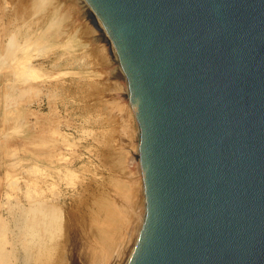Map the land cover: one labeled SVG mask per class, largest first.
Returning <instances> with one entry per match:
<instances>
[{
  "label": "water",
  "instance_id": "95a60500",
  "mask_svg": "<svg viewBox=\"0 0 264 264\" xmlns=\"http://www.w3.org/2000/svg\"><path fill=\"white\" fill-rule=\"evenodd\" d=\"M140 133L122 264H264V0H78Z\"/></svg>",
  "mask_w": 264,
  "mask_h": 264
},
{
  "label": "rangeland",
  "instance_id": "374dc122",
  "mask_svg": "<svg viewBox=\"0 0 264 264\" xmlns=\"http://www.w3.org/2000/svg\"><path fill=\"white\" fill-rule=\"evenodd\" d=\"M85 13L78 0H0V264H18V221L34 217L36 200L52 212L39 250L48 255L38 254L47 264H88L76 244L100 239L94 228L111 199L122 221L113 225L121 224L114 253L125 249L117 264L141 226L138 125L110 41ZM121 181L130 189L116 188Z\"/></svg>",
  "mask_w": 264,
  "mask_h": 264
},
{
  "label": "bare ground",
  "instance_id": "6f19581e",
  "mask_svg": "<svg viewBox=\"0 0 264 264\" xmlns=\"http://www.w3.org/2000/svg\"><path fill=\"white\" fill-rule=\"evenodd\" d=\"M69 1V0H68ZM75 1V0H74ZM65 2V1H64ZM69 3H71V2H69ZM73 4V3H72ZM70 6V5H69ZM79 7V6H78ZM66 8V7H65ZM70 8V7H69ZM74 9V8H73ZM82 10V9H81ZM78 12V11H77ZM80 12V11H79ZM81 14V13H80ZM79 14V15H80ZM85 14H87V12L85 13ZM86 16V15H85ZM83 17V16H82ZM57 20V18H55V16H53V17H51V18H49V20H48V22L46 23V25H45V31H41V34L44 32V36H48L49 34L48 33H46L47 32V30H52V28H53V26H52V24L55 22ZM81 21H82V19H81ZM89 21V20H88ZM83 22H85L84 20H83ZM87 23V22H86ZM81 24H83V23H81ZM89 25V24H88ZM87 25V26H88ZM96 25V24H95ZM92 26V25H91ZM86 26L84 25V28H85ZM95 28V27H94ZM96 28L97 29H99L100 31H102L97 25H96ZM81 29V28H80ZM88 29V28H87ZM91 30V29H90ZM90 30H88V31H90ZM92 31V30H91ZM90 31V32H91ZM93 31H94V29H93ZM92 31V32H93ZM96 31V30H95ZM91 32V33H92ZM103 32V31H102ZM88 33V32H87ZM86 33V34H87ZM43 36V37H44ZM97 37V36H96ZM108 37V36H107ZM86 39H88V38H86ZM85 39V40H86ZM90 39V38H89ZM95 40H96V38H95ZM109 40V39H108ZM89 41V40H88ZM91 41V40H90ZM93 41V40H92ZM103 41V40H102ZM84 42V41H83ZM85 43V42H84ZM86 44V43H85ZM101 44V43H100ZM104 44V43H103ZM98 45V44H97ZM101 46V45H100ZM102 47V46H101ZM103 48H104V46H103ZM100 49V48H99ZM74 50V49H73ZM100 50H103V51H106V49H100ZM66 53V52H65ZM77 53V52H76ZM75 53V54H76ZM83 53V52H82ZM85 53V52H84ZM67 54V53H66ZM69 54H71L70 52L68 53V55ZM87 54V53H86ZM105 54H106V52H105ZM108 54V53H107ZM63 55V54H62ZM82 55H84V54H82ZM71 56V55H70ZM107 56V55H106ZM72 58V57H71ZM110 60V59H109ZM111 62V61H110ZM113 63V62H112ZM111 66V65H110ZM113 68V67H112ZM113 71V70H112ZM115 73H116V71H115ZM113 74V73H112ZM116 80V79H115ZM23 84H25V83H23ZM120 87V86H119ZM118 87V88H119ZM12 99H14V98H12ZM14 101H15V99H14ZM139 129V128H138ZM130 140V139H129ZM141 140H140V133H139V142H140ZM121 183L122 184H120V185H118V184H115L116 185V188H117V186H118V188H120L121 189V187L123 188V182L121 181ZM124 185H125V183H124ZM114 186V185H113ZM127 188H128V185L126 186ZM127 188H123L124 190L125 189H127ZM130 188H128L127 190H129ZM110 190V189H109ZM123 190V191H124ZM101 194H103V193H101ZM121 194V193H120ZM105 195V194H104ZM110 196V195H109ZM122 196V195H121ZM123 197V196H122ZM100 198V197H99ZM109 199V198H108ZM107 199V200H108ZM103 200V199H102ZM112 200V199H111ZM111 200H109L110 202H112ZM126 201V200H125ZM124 201V202H125ZM42 202H44V200L42 201V200H36V201H34V203L30 206V208H29V211L30 212H32L33 213V215H34V217H33V221L34 222H32V217L31 218H29L28 217V215H26L25 217H23L22 219H19V227L17 228V229H19V230H17V235H15V238H18V233L20 234L21 232H22V234H23V236H22V234H21V236H22V238H21V241L20 240H18V242L20 241L21 243H23L22 244V246H19L20 247V257L17 259L18 260V264H41V262H44V264H47V262H48V258L46 259V260H42V259H45L46 257H44V255H45V253L47 252V251H41L40 253H42L43 252V254L44 255H40L41 257V259L39 258V256H38V254H40L39 253V250H41V243H42V246H44V243L46 242H42V240L44 239V237H45V235H47L48 234V230H47V228H48V223L50 222V218L52 217L51 215H52V212H51V210H49V209H46V207L44 208L43 206H42ZM103 202H104V200H103ZM105 202H107V201H105ZM104 202V203H105ZM109 202V203H110ZM103 203V204H104ZM108 202L106 203L107 204V206H106V208L107 209H105L106 210V213L104 212V210H103V212H104V215L106 214V218H104L105 220L103 221L102 220V223H101V228L99 229V228H94V229H97L98 230V232L97 233H99L100 234V239L98 240V241H95V243H92L91 241H89V243H87L86 241H84V243L83 244H79V243H77L76 244V249H80V253L83 251L85 254H87L86 255V261H87V263L88 264H117L118 262H119V259L120 258H118L119 256H121L122 254H124V251H125V249H122V248H120L119 249V247H118V251H116L117 253H114V247H115V245H117V244H115L114 242L117 240L118 241V239H119V237L120 236H118V239H117V230L119 231V229L117 228L118 226H120L121 224H119L117 227H115V226H113L114 224H115V220H116V218L119 220V221H121V216H118V214H120V212H118L119 210H117L116 208H115V206L114 207H111V206H113V204L114 203H112V205H110V206H108V204H109ZM99 204H101V202L99 203ZM102 204V207L104 206V205H106V204H104L103 205ZM144 204H145V200H144ZM23 206V205H22ZM25 206V205H24ZM51 206H53V205H51ZM27 207V206H26ZM105 207V206H104ZM21 208V207H20ZM26 209V208H25ZM50 209H52V207L50 208ZM55 209V207L53 206V209H52V211ZM99 209L101 210V209H103V208H100L99 207ZM119 209V208H118ZM144 209H145V207H144ZM22 210V209H21ZM44 210H46V211H49V212H46V211H44ZM127 210V209H126ZM99 211V210H98ZM21 212H23V211H21ZM102 212V211H101ZM100 212V213H101ZM49 213H51V217H49ZM54 213H55V211H54ZM98 213L99 212H97V215H98ZM126 213V212H125ZM144 213H145V211H144ZM27 214H28V212H27ZM48 214V215H47ZM103 214V213H102ZM20 215V214H19ZM54 216V215H53ZM18 217H20V216H18ZM22 217V216H21ZM45 217H47L48 219H46V220H44L45 219ZM57 217H59V216H57ZM99 217V216H98ZM120 219H119V218ZM100 218L101 217H99V220H100ZM17 220V219H16ZM97 221H98V218L96 219ZM118 220H117V222H118ZM123 220V219H122ZM113 221H114V223H113ZM95 222V221H94ZM98 223V222H97ZM119 223V222H118ZM121 223H122V221H121ZM43 225V228H44V230L43 231H45V232H41L40 231V229H39V226L40 225ZM95 225V224H94ZM100 225V224H99ZM96 227V226H95ZM121 227V226H120ZM115 228H117V229H115ZM56 229V228H55ZM58 229V228H57ZM51 230V229H50ZM57 231V230H56ZM56 231H54V229H53V232L55 233ZM60 231V230H59ZM58 231V232H59ZM52 232V233H53ZM58 232H56V233H58ZM12 233V232H11ZM53 233V234H54ZM51 234V233H50ZM56 234H54V236H55ZM50 238H51V236H49ZM48 237V238H49ZM49 238V239H50ZM53 238V237H52ZM54 238H56V237H54ZM98 238V237H97ZM95 239H96V237H95ZM13 240V239H12ZM16 241V240H15ZM44 241V240H43ZM122 241V240H121ZM7 242V241H6ZM13 242V241H12ZM55 242V241H54ZM57 243V242H56ZM76 242H75V240H74V244H75ZM121 243V242H120ZM115 244V245H114ZM2 245H4V244H2ZM20 245V244H19ZM37 245V247H36V249H38V252H34V251H32V248L34 249V247ZM55 246V245H54ZM14 247H15V245H14ZM13 248V247H12ZM51 248V247H50ZM54 248V247H53ZM17 249H19V248H17ZM49 249V248H48ZM47 249V250H48ZM3 250V249H2ZM45 250H46V248H45ZM51 250H53V249H51ZM50 252V251H49ZM7 253V252H6ZM35 253H37V255L35 254ZM47 254V253H46ZM10 255V254H9ZM48 255V254H47ZM6 256H8V255H6ZM5 256V257H6ZM3 257H4V255H3ZM9 257V256H8ZM7 257V258H8ZM36 257H38L39 258V260H38V258H37V263L36 262H34L35 260H36ZM49 258H51L50 256H48ZM6 258V259H7ZM11 258V257H10ZM10 258H8V259H10ZM54 258V257H53ZM65 259L67 258V257H64ZM118 258V259H117ZM2 259V258H1ZM5 260V259H4ZM3 260V261H4ZM42 260V261H41ZM53 260V259H52ZM59 262V261H58ZM5 264H6V260H5V262H4ZM10 264V262H7V264ZM53 263V262H52ZM51 263V264H52ZM63 264V263H62Z\"/></svg>",
  "mask_w": 264,
  "mask_h": 264
}]
</instances>
